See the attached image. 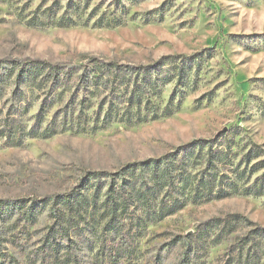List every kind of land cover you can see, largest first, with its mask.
<instances>
[{
	"label": "rangeland",
	"instance_id": "374dc122",
	"mask_svg": "<svg viewBox=\"0 0 264 264\" xmlns=\"http://www.w3.org/2000/svg\"><path fill=\"white\" fill-rule=\"evenodd\" d=\"M71 2L0 0V63L76 67L99 59L157 67L159 75L153 73L151 80L160 82L161 95L152 98L155 116L144 122L114 123L94 134L59 129L43 138L38 133L53 124L58 109L48 88L19 86L15 76L9 84L0 80V236L9 255L26 264V256L57 223L52 203H37L44 197L60 201L82 192L93 199L96 188L86 179L100 176L105 187L97 192L104 198L112 180L103 176L113 177L134 163L179 156L188 176L203 178L208 170L198 163L203 157L209 161L215 148L216 165L232 163L235 175L234 170L223 173L241 177L242 191L183 202L172 215L139 233L131 231L132 251L139 258L127 264H244L238 261L239 249L247 240L256 247L257 264H264V0H92L83 20L59 25ZM36 19L42 24L31 22ZM100 19L112 22L102 26ZM44 115L43 129L28 134ZM8 118V128L16 131L11 134H6ZM189 145L199 156H186ZM149 172L138 170V176L152 183ZM174 185L180 188L179 181ZM61 203L58 212L67 215ZM99 206L104 208L102 202ZM135 208L121 217L125 234L142 214ZM100 213L88 210L80 221L100 232L109 219ZM68 232L82 261L101 260L98 248L87 252L74 227ZM108 240L120 238L112 233Z\"/></svg>",
	"mask_w": 264,
	"mask_h": 264
},
{
	"label": "trees",
	"instance_id": "16d2710c",
	"mask_svg": "<svg viewBox=\"0 0 264 264\" xmlns=\"http://www.w3.org/2000/svg\"><path fill=\"white\" fill-rule=\"evenodd\" d=\"M70 1L72 2L69 9L57 22L59 25H75L78 21L83 20V15L88 12L92 0ZM45 14L48 15L49 13ZM96 14H89V18L85 22L89 23L91 19L95 18ZM36 21V23L34 20L31 22L35 25L42 24V21L38 19ZM104 22L105 19H100L98 24L102 26L110 25L112 21L106 20ZM2 67L5 72L0 74V80L4 79L8 84L15 76L19 86H22L23 83L31 89L36 87L43 91L48 88L49 99L54 107L58 106V109L55 112L53 124H49L46 130L38 133V136L43 138L54 135L57 132L56 130L59 131V129L67 133L94 134L107 125L114 123L125 125L144 122V120L155 116L154 113L150 114L151 107H154L152 106V98L161 95L160 89H158L160 82L156 81L154 83L151 80L153 73L159 75L157 67L152 69V67L125 66L99 59H93L76 67L69 65L50 66L43 61H14L7 66L0 63V69ZM170 80L163 78L161 81L167 83ZM28 112L29 107L25 109V113ZM42 117L38 118L35 129L30 130L31 133L28 134L32 135L33 132L43 129L46 118L45 115ZM9 121L10 118L4 121L5 128H7L6 134L7 132L10 134L16 132L8 128ZM48 133L51 134L48 135ZM2 136L3 134L0 135V138ZM194 149L193 145H189L186 149L188 151L186 156H199ZM209 156V161L203 157V160L198 163L199 166L203 165L208 170L203 178L198 179L188 176L185 169L186 165L181 162V156L176 158V161L168 158L147 160L142 163L131 164L125 167L122 173L113 175V177L111 175L103 176L112 180L109 183V192L106 193L104 198H101L100 193L97 192L99 186L101 190L102 187H105L103 180H100V176H97L94 178L87 177L86 179L89 181L87 185L96 188L93 199L85 196L82 192H75L59 197L62 199L60 201H56L57 198L51 199L50 197H44L42 200L37 201V203L46 207L52 203L51 212L52 216L57 219V223L50 228L51 231L43 239L42 245L32 254L26 256V264L133 263L132 259H137L139 256H135V252L132 251L133 241L129 237L131 231L138 232L140 229H145L152 223L172 215L183 205V202L189 200L192 203L209 201L213 198L232 196L242 191L241 177L236 179L235 176L232 178L231 175L223 173L226 170H234L235 175L236 167L232 163L224 162H218L219 166L216 165L214 159L220 155L215 152V148H211ZM141 169L150 171L152 183L148 180H141L138 176V170ZM175 170L178 171V174L174 173ZM206 176H208L207 179ZM116 178H119L121 182L119 183ZM94 179L95 181H93ZM176 181L180 182L179 189L174 185ZM247 192L251 193V191ZM59 202L67 206V215L58 212ZM101 202L104 208L99 206ZM133 207H136L135 210H141L142 214L138 213L134 219L136 221L137 218L136 223H132L127 230L128 234H125L123 228H126V225L121 217L129 213ZM93 209L95 212H101L100 217L103 220L109 218L106 223L104 222V225H100V232L97 226L93 225L91 227V223L87 220H85L86 223H81L85 218L82 217L83 212L87 213L88 210ZM59 223H61L60 228ZM69 226L77 230V234L81 242L85 244L88 253L92 254L98 248L96 257L100 254L102 256L101 260L96 259L94 263V260L82 261L79 252H76L78 249L76 247L78 246L77 242L68 237ZM87 229L89 233H87ZM112 233L117 234L120 240L110 243L108 238L111 237ZM57 235L61 237L60 242L55 237ZM4 242L0 236V264H24L13 255H9L8 247L4 245ZM245 242L243 244L245 247L239 249L238 261L244 262V264H257L256 247L249 246L248 242L250 240ZM23 251L27 254L26 249ZM245 254H247L246 258L244 257Z\"/></svg>",
	"mask_w": 264,
	"mask_h": 264
}]
</instances>
